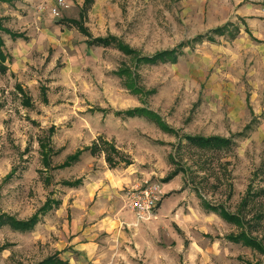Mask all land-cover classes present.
<instances>
[{
  "label": "rangeland",
  "instance_id": "374dc122",
  "mask_svg": "<svg viewBox=\"0 0 264 264\" xmlns=\"http://www.w3.org/2000/svg\"><path fill=\"white\" fill-rule=\"evenodd\" d=\"M91 1L66 0L56 15L53 0L0 3L3 26L23 36L3 33L0 48L9 58L0 217L38 220L27 232L0 226V264L55 254L70 264H264L209 209L242 214L264 244V218L253 222L264 214L263 9L253 0ZM97 38L110 44L88 45ZM135 109L167 130L125 115ZM102 141L117 153L102 152ZM144 190L158 206L140 213L132 199Z\"/></svg>",
  "mask_w": 264,
  "mask_h": 264
},
{
  "label": "trees",
  "instance_id": "16d2710c",
  "mask_svg": "<svg viewBox=\"0 0 264 264\" xmlns=\"http://www.w3.org/2000/svg\"><path fill=\"white\" fill-rule=\"evenodd\" d=\"M6 0H0L1 2H5ZM92 1L91 0H85V8L91 5ZM75 24L79 25V22H74ZM79 29L84 33V28L79 26ZM6 33L11 35V37L13 39H17V38H22L23 36L21 34H15V33H11L10 31H8L4 26L2 21L0 20V48L4 47V42L2 39V34ZM113 41H117L114 40ZM110 44V41L107 39H103V38H97V39H91L88 42L89 46H108ZM120 45V43H119ZM120 49L122 51H125L126 53H132L131 51L128 50L127 47L124 46H120ZM168 52L163 53V54H159L156 56L155 59H160L161 57H163L164 55H167ZM9 60L8 56L5 55L2 51H0V70L3 74H5L7 72V68H5L3 65L5 62H7ZM151 60V59H150ZM19 90H22L20 87H18ZM26 103V101H25ZM27 103L29 104V102L27 101ZM125 115L127 117L130 118H135V117H139L142 115H147L149 117H154L159 125L164 129L167 130L166 125H164L161 120L159 119V117H157L155 114H153L152 112H148L146 110L143 109H135V110H131L125 113ZM189 142L192 144H196L199 145L201 147H205V148H210V147H214V148H224L227 147L228 145L231 144V140H227V139H223V138H218V137H213L210 139H203V138H194V137H189L188 138ZM102 145L105 147L103 148V150H101L104 153H107V151L113 152V153H117V150L114 148V146L106 141H102ZM95 150H99V147L94 145L92 151L94 152ZM43 157H44V164L45 166L48 168L50 166V160H49V155L45 152H43ZM81 155V152H78L72 156H70L68 158L67 163H65L62 167H68L70 165V163L76 161L79 159ZM106 162L109 165L110 168H115L118 163L115 162V160L108 156L106 154ZM78 184V183H77ZM71 186H74L75 184H70ZM248 205V199L245 198L242 206L243 207H247ZM209 209H211L213 212L219 214L223 220H225L226 222L235 225L238 229H239V233L237 235H231L228 237V239L231 242L234 243H238V244H242L243 246L253 249L255 251H258L259 253L264 255V244H263V240L261 238H258L256 236H254L252 234V230L256 229L255 226L251 225V223H248V221H246L244 219V217L242 216V214H230L228 213L226 210H224L223 208H216V207H211L209 206ZM264 218V214L260 213L258 214L255 218H253V222H256L257 220L260 221ZM37 218L34 217L31 221L28 222H21V221H17L14 218L11 217H7V216H1L0 217V226H10L12 229L19 231V232H27L30 231L34 228V226L37 224L38 220H36ZM37 264H70L68 261H64L62 260L58 254H55L53 256L48 257L47 259L37 263Z\"/></svg>",
  "mask_w": 264,
  "mask_h": 264
},
{
  "label": "built area",
  "instance_id": "2783aa9c",
  "mask_svg": "<svg viewBox=\"0 0 264 264\" xmlns=\"http://www.w3.org/2000/svg\"><path fill=\"white\" fill-rule=\"evenodd\" d=\"M256 4L260 5L264 11V0H253ZM55 6L52 8V13L57 14L59 7L65 5L66 0H53ZM133 209L137 212H151L155 210L158 206V202L155 196L151 194L149 190H144L139 192L138 195L134 196L132 199Z\"/></svg>",
  "mask_w": 264,
  "mask_h": 264
},
{
  "label": "crops",
  "instance_id": "0c3cea01",
  "mask_svg": "<svg viewBox=\"0 0 264 264\" xmlns=\"http://www.w3.org/2000/svg\"><path fill=\"white\" fill-rule=\"evenodd\" d=\"M249 22H253V23L255 22L257 25H260V22L256 19H249ZM251 25H252V23H251Z\"/></svg>",
  "mask_w": 264,
  "mask_h": 264
}]
</instances>
